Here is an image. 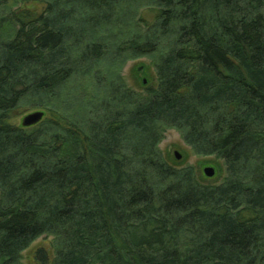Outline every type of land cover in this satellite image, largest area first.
Here are the masks:
<instances>
[{
	"label": "trees",
	"instance_id": "trees-1",
	"mask_svg": "<svg viewBox=\"0 0 264 264\" xmlns=\"http://www.w3.org/2000/svg\"><path fill=\"white\" fill-rule=\"evenodd\" d=\"M30 1L0 8V264L43 235L39 264H264V0ZM172 128L220 183L165 159Z\"/></svg>",
	"mask_w": 264,
	"mask_h": 264
},
{
	"label": "rangeland",
	"instance_id": "rangeland-1",
	"mask_svg": "<svg viewBox=\"0 0 264 264\" xmlns=\"http://www.w3.org/2000/svg\"><path fill=\"white\" fill-rule=\"evenodd\" d=\"M9 1L7 2V4ZM5 7L6 0H0V8ZM26 5L32 7L37 11H41L44 7V3L41 0H32ZM2 10V9H0ZM142 16L147 20H152L155 12L152 9H143ZM122 74L129 86L132 88L143 91L144 87L148 84H157V75L152 65L150 57H137L129 59L125 62ZM146 80V82H144ZM43 111L44 117L47 116V111L44 109H33L28 106L21 107L15 113L13 123L22 126V120L25 116L35 111ZM160 149L165 159L172 165L182 167L186 165H192L195 167L199 180L203 183H220L226 175L224 162L221 159H217L214 156H198L193 150L184 142L181 134L174 128L167 130L165 138L160 143ZM175 151H179L182 155L181 159H177ZM211 166L215 169V174L209 177L205 174L204 168ZM54 237L52 235H43L36 239L27 249L23 251L22 262L23 264H39L35 258V252L40 247H45L51 253H54L52 249V242Z\"/></svg>",
	"mask_w": 264,
	"mask_h": 264
},
{
	"label": "water",
	"instance_id": "water-1",
	"mask_svg": "<svg viewBox=\"0 0 264 264\" xmlns=\"http://www.w3.org/2000/svg\"><path fill=\"white\" fill-rule=\"evenodd\" d=\"M144 82H146V80H144ZM43 117H44V112L40 110L30 113L23 118L22 126L30 127L36 125L43 119ZM175 156L177 159H181L182 157L179 151H175ZM204 172L207 176L212 177L215 174V169L211 166H207L204 168Z\"/></svg>",
	"mask_w": 264,
	"mask_h": 264
}]
</instances>
